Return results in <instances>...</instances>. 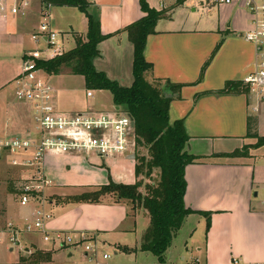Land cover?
Masks as SVG:
<instances>
[{"label":"crops","instance_id":"obj_1","mask_svg":"<svg viewBox=\"0 0 264 264\" xmlns=\"http://www.w3.org/2000/svg\"><path fill=\"white\" fill-rule=\"evenodd\" d=\"M90 1V12L99 16L101 31L108 35L98 44L99 55L94 58V65L110 79L129 86L133 81V45L125 27L143 16L144 12L138 0ZM148 2L155 8L166 10V13L157 21L155 32L146 40L144 55L152 64L147 76L183 84L179 95H172L169 117L170 121L184 120L189 134L186 151L199 156L185 168L187 185L184 202L193 210L210 212L208 229L203 214L196 212L185 217L183 224L189 218L197 217V227L189 231V243L186 239L183 241L179 260L165 256L166 261L172 264H234V259L239 261L238 264L264 261V203L258 198L259 191L264 189V144L249 147L245 156L220 155L255 143L256 137L247 136L249 116L253 120L252 132L257 136L264 135V100L259 101L248 92H213L223 88L227 81L241 82L253 68L254 48L243 38V33L250 27L249 14L230 4L201 8L193 0H185L179 5L176 0H158L156 4L152 0ZM40 9V0H31L25 15L0 14V133L20 135L29 127L28 105L14 97L12 80L19 73L24 57L33 54L36 59L49 58L45 43L31 38L41 21ZM80 13L78 27L70 26L73 47L75 37L84 36L87 29V19ZM162 20L180 23L166 26L160 23ZM53 25L58 26V23ZM30 41L37 45H29ZM63 43H59L62 52L66 51ZM44 53L45 56H42ZM210 55L212 57L197 81L200 69ZM44 74L48 73L43 70L41 75ZM78 76L85 87L84 77ZM125 79L131 83H125ZM8 85L11 86L10 91ZM53 87L57 103L58 89ZM57 106L63 111L72 110L69 112L85 110L75 100L61 106L57 103ZM255 106L257 110L253 109ZM112 107L115 105L112 104ZM229 141L239 142L232 149H223V144ZM130 157L131 154L101 158L94 154L48 152L44 159V172L51 181L45 188L43 199L21 205L14 187L13 191H9L7 186L8 191L16 196L15 204L9 207L7 194L3 196L0 188V205L3 201L6 204L2 210L4 222L0 219V230L9 221L21 223L24 218L32 219L34 209L42 206L51 214L47 222L50 229L96 232L100 245H105L104 238L115 232L121 241L114 244L122 252L147 253L139 249L141 236L149 224L145 210H133L128 203L116 201L110 196L96 203L68 199L109 181L134 183L135 157ZM126 161H131L128 166L131 173L128 168L125 171L130 178H124L123 174L114 175L116 170L120 172L119 164L127 165ZM58 186L72 192L63 193ZM139 214L147 217L148 223L131 244L129 236L135 232ZM198 228L202 231L197 232ZM2 235L1 241L7 251L13 252L15 247L7 242L6 234ZM38 235L41 234L33 231L22 232L19 236L23 244L32 246L34 251L50 253L49 259L31 260L18 250V256L13 257L11 262L0 264H54L57 263L53 260L54 256L59 251L68 249L67 255L71 257L73 252L69 249L79 247H41L36 239ZM84 253L82 250L85 257Z\"/></svg>","mask_w":264,"mask_h":264},{"label":"trees","instance_id":"obj_2","mask_svg":"<svg viewBox=\"0 0 264 264\" xmlns=\"http://www.w3.org/2000/svg\"><path fill=\"white\" fill-rule=\"evenodd\" d=\"M184 1L176 0V4H182ZM40 2L41 5L78 8L87 19V29L84 36L75 37L73 48L53 58L36 59L37 65L48 74L69 72L82 75L87 90H108L113 104L128 112L134 120L135 182L126 184L109 181L90 191L69 196L68 199L96 203L103 197L110 196L116 201L128 203L133 210L136 208L145 210L149 224L141 236L139 249L154 254L157 264H172L166 261L165 253L185 217L196 212L203 214L208 229L210 212L193 210L184 202L187 185L185 168L199 159V156L186 151L189 134L184 120L179 118L170 121L169 117L172 95L178 96L183 84L172 83L167 79L163 82L159 78L147 76L152 64L144 55L146 40L148 35L155 32L156 23L164 17L166 10L151 6L148 0H138L144 14L125 27L128 39L133 45V81L129 86H123L116 80L110 79L104 71L96 69L94 65L93 60L99 55L98 44L108 35L101 31L99 16L95 12H90L91 1L40 0ZM212 55L203 63L197 81L201 79ZM247 91L242 81H227L223 88L213 92L224 94ZM252 123L253 120L249 116L247 136L256 137L255 143L243 145L230 152H222L220 155L245 156L249 147L263 145L264 135L257 136L253 133ZM141 148H145L146 154L138 152ZM155 171H157L156 175ZM8 189L13 191L11 181L8 183ZM49 256L50 253L36 250L29 255V258L47 260Z\"/></svg>","mask_w":264,"mask_h":264},{"label":"built area","instance_id":"obj_3","mask_svg":"<svg viewBox=\"0 0 264 264\" xmlns=\"http://www.w3.org/2000/svg\"><path fill=\"white\" fill-rule=\"evenodd\" d=\"M201 8L222 4L236 6L249 14L250 27L243 38L254 48L253 68L243 83L259 101L264 100V0H193ZM31 0H0V14L25 15ZM50 5H41V21L31 34L35 42H44L49 58L62 53L57 34L50 24ZM33 54L22 59L19 73L13 78L14 97L28 105L30 123L20 135L0 133V165L5 164L18 171L12 185L18 195L19 204L44 198L50 179L44 172V159L48 152L94 154L107 158L119 154H132L135 150L133 117L119 106L107 110L63 111L58 108L53 85L41 75L43 71ZM86 95L92 97L91 90ZM257 110L255 106L253 108ZM264 203V199L262 200ZM34 217L24 218L21 223L7 222L0 230V241L6 240L25 255L34 248L24 245L18 235L22 232H39L43 241L53 246H82L89 264H104L110 256L103 252L96 232H78L50 229L47 222L51 214L38 206ZM238 264L237 259L233 260ZM245 264H264V261Z\"/></svg>","mask_w":264,"mask_h":264},{"label":"rangeland","instance_id":"obj_4","mask_svg":"<svg viewBox=\"0 0 264 264\" xmlns=\"http://www.w3.org/2000/svg\"><path fill=\"white\" fill-rule=\"evenodd\" d=\"M154 4L158 2V0H152ZM80 16L81 13L80 11L73 6H67V7H60L58 5L51 6L50 7V21L53 29L58 32L57 34V39L59 43L64 42L63 45L65 47V50L71 49L74 45L73 37L69 33L71 30V27L77 28L78 23L80 22ZM199 16V13L196 14V17ZM42 18V17H41ZM178 19V18H177ZM176 19V21H177ZM176 21H169V20H162L160 23H164L166 26H175L176 24H179L180 22ZM54 22L58 23V26H54ZM57 25V24H56ZM40 43V42H39ZM29 45L35 46L37 43H31L29 42ZM46 53H44L42 56H45ZM46 75V76H45ZM42 77L45 79H49V81L58 89L57 92V103L60 104H68L70 101L75 100L76 104L80 107H83L85 109H94V110H104V108H111L113 102H112V96L108 90H93V96L92 97H87L86 96V89L84 87L83 81L78 75L70 74L69 72H62L59 75H48L44 74ZM119 82H121L119 80ZM125 83H131L128 82L127 79L124 80ZM130 85V84H128ZM125 86V85H124ZM8 91L11 90V86H7ZM69 96L73 98H69ZM72 111V110H69ZM131 136L134 137V132H131ZM239 141H229L226 142V144H223L224 146L223 149H232L238 144ZM225 143V142H224ZM219 145H217L218 147ZM221 147V146H219ZM139 153L146 154L145 148H141L138 151ZM133 153V152H132ZM135 153V150H134ZM79 154H84V153H79ZM127 165H121L119 164V173L117 172L116 168V174L114 175H120L123 174L125 175V171L127 170L128 166H130L131 161H126ZM128 171L131 173V169L128 168ZM157 171H155L156 175ZM18 174V171L14 168L9 167L8 165L1 164L0 165V188L3 190V196L6 195L7 198V203L9 204V207L15 204L16 196L13 192H9L7 189L8 183L13 181V178H16ZM127 174L125 175L124 178H127ZM117 177V176H116ZM129 177V176H128ZM130 178V177H129ZM156 179V178H155ZM56 183V180H55ZM59 189L62 186H58ZM49 191V190H48ZM59 191L63 193H71L72 191L69 190H64L60 189ZM15 192V191H14ZM258 198L264 199V189L259 191ZM6 206L5 202L3 201L0 205V219L1 222H4V214L2 210ZM3 217V218H2ZM195 218V219H194ZM197 217H192L189 218L185 224H182L183 226L180 227V229L176 232L174 235L171 246L168 249L167 254L165 256H168L169 259H173L175 261L179 260L178 253L180 249L182 248V243L186 239L188 240V233L189 231L197 227ZM148 219L142 214H139L137 216V221H136V229L135 232L131 233L129 236V243H133L135 239L139 236V233L141 229H144L145 225H147ZM65 231H70L72 233H78L81 232L79 230H73V229H62ZM202 231V229L198 228V231ZM85 232V231H83ZM87 233V232H86ZM197 236V235H196ZM20 241L23 243L21 240L20 236L18 235ZM104 238V237H103ZM201 238V236H200ZM39 246L41 247H46L50 249L52 247V244L47 241H43L42 236L38 235V238H36ZM105 245L101 244V250L103 252H106L109 254V258L107 260H103L104 264H156V257L154 254L151 252L147 253H124L121 250L117 248V245L114 243H117L121 241L115 232H110L108 236L105 238ZM0 263H9L11 262V259L13 257L18 256V248L15 247L13 252H8L5 243L3 241H0ZM188 247L190 245L188 244ZM55 249H58V246H55ZM16 250V251H15ZM68 250V249H67ZM67 250H62L59 251L55 256L54 259L55 262L54 264H89V261L87 258H85L82 255V250L83 247L79 246L75 249H69V251L73 252V256L69 257L67 255ZM24 256H29L28 254L22 253ZM200 255V254H199ZM231 262V261H230ZM51 264V263H49Z\"/></svg>","mask_w":264,"mask_h":264},{"label":"water","instance_id":"obj_5","mask_svg":"<svg viewBox=\"0 0 264 264\" xmlns=\"http://www.w3.org/2000/svg\"><path fill=\"white\" fill-rule=\"evenodd\" d=\"M166 96H170V94H166ZM115 108H117L118 109V106L117 105H115ZM135 157V153L133 152L132 154H131V157L130 158H134Z\"/></svg>","mask_w":264,"mask_h":264}]
</instances>
